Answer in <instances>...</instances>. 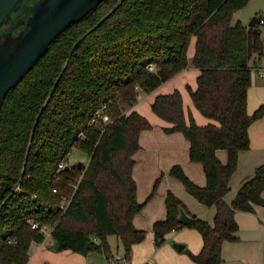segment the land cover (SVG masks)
Returning <instances> with one entry per match:
<instances>
[{"label":"trees","instance_id":"16d2710c","mask_svg":"<svg viewBox=\"0 0 264 264\" xmlns=\"http://www.w3.org/2000/svg\"><path fill=\"white\" fill-rule=\"evenodd\" d=\"M248 0H104L83 20L71 25L39 63L7 96L0 112V264H27L33 243L45 241V226L61 251L112 257L109 236H117L131 256L147 233L134 218L146 202L137 200L133 156L142 131L152 129L138 112L125 113L140 91L151 93L188 68V51L196 38L192 65L200 71L197 89H187L196 109L213 121H189L180 91L159 95L153 112L190 142V159L203 166L207 185L194 183L180 165L170 174L200 203L215 207L214 224L192 214L172 192L167 216L153 226L155 243L184 228L198 231L203 248L190 254L197 264H222L226 241H238V211L264 206V164L245 180L232 203L226 201L239 154L250 149L251 125L264 106L249 114L253 55L264 56L257 26L233 25L232 16ZM104 103L113 120L90 126ZM84 134V137L82 136ZM76 147L88 166H71L56 180L60 162ZM226 150L227 163L217 156ZM54 189L57 191L54 192ZM66 202L62 204L64 200ZM191 220L179 221L180 208ZM32 222L39 225L32 228Z\"/></svg>","mask_w":264,"mask_h":264},{"label":"crops","instance_id":"0c3cea01","mask_svg":"<svg viewBox=\"0 0 264 264\" xmlns=\"http://www.w3.org/2000/svg\"><path fill=\"white\" fill-rule=\"evenodd\" d=\"M195 45L196 38L193 37L188 51L190 64L187 69L151 93L140 91L138 102L132 107L125 108L127 115L138 112L153 126L152 129L142 131L139 139L141 148L133 156L135 160L133 178L137 183V200L140 203L146 202L153 191L156 180L162 178L157 193L146 202L143 210L134 218L136 228L147 233L146 239L133 246L129 258L126 257L124 246L117 236L108 238L112 253L110 259L104 253L99 252H92L85 256L71 250H52L50 248L53 240L52 227L45 226L43 228L45 241L31 245L27 264H122L123 260L125 264H197L191 259L190 254H198L203 248V238L198 231L178 230L168 234L163 245L156 246L155 243L153 226L167 216L168 192L174 193L192 214L211 225L214 224L216 208L200 203L186 190L183 183L170 174L173 166L180 165L198 186L207 185L203 166L190 159V142L180 132L166 133L164 128L171 127V124L156 115L151 107L157 96L171 94L178 90L183 96L188 121L191 113L200 126L213 122L196 109L187 89L188 86H191L193 90L197 89V78L200 75V71L191 63L195 54ZM257 62L259 64L255 69L257 71L264 69L261 63ZM261 92L264 93L262 87ZM250 96L252 98L249 91L247 108L249 114L252 115L250 106L253 109L264 106V97L261 94L256 100L253 98L250 104ZM249 135L251 146L250 149L239 154L238 168L231 178V190L226 196L228 203H232L236 198L243 182L251 178L255 170L264 164V116L251 125ZM217 156L222 163H227L226 150H218ZM235 218L239 224L238 241L224 242L222 264H264V206L255 205L254 212L238 211ZM177 244L185 245L183 251H177Z\"/></svg>","mask_w":264,"mask_h":264},{"label":"water","instance_id":"95a60500","mask_svg":"<svg viewBox=\"0 0 264 264\" xmlns=\"http://www.w3.org/2000/svg\"><path fill=\"white\" fill-rule=\"evenodd\" d=\"M104 0H0V112L9 95L29 74L50 46L67 29L83 20ZM18 16V18H16ZM255 16L249 27L257 26ZM84 164L80 162L79 168ZM71 166L66 167L70 170ZM191 218L180 208L179 221L187 224ZM50 248L61 249L53 238ZM185 248L177 244V251Z\"/></svg>","mask_w":264,"mask_h":264},{"label":"rangeland","instance_id":"374dc122","mask_svg":"<svg viewBox=\"0 0 264 264\" xmlns=\"http://www.w3.org/2000/svg\"><path fill=\"white\" fill-rule=\"evenodd\" d=\"M255 16H257L258 18L264 19V0H248L247 4L243 8L239 9L233 14L231 21L233 25L240 22L244 26H249L252 19ZM258 29L261 31L262 37H264V24L259 23ZM257 61H259L261 65L264 67V56L260 57L258 54L253 55V57L250 60V65L253 66L254 63ZM261 87L264 88V78L259 77L257 69L254 68L253 77H252V85L248 90V92L250 91L252 95V98L250 96V104L252 103L253 98L256 100L259 96H261V94L264 97V93L261 92ZM259 108L255 107L253 109L250 106L251 113H254V111L256 109L258 110ZM109 115H110L111 122H112L113 117L111 113H109ZM64 161L67 162L70 166L78 165L80 162H82L84 166H88L90 160H89V157L84 152L74 147L68 159ZM184 229H190V228H184ZM186 252L188 253L187 250Z\"/></svg>","mask_w":264,"mask_h":264},{"label":"built area","instance_id":"2783aa9c","mask_svg":"<svg viewBox=\"0 0 264 264\" xmlns=\"http://www.w3.org/2000/svg\"><path fill=\"white\" fill-rule=\"evenodd\" d=\"M259 23L264 24V19L259 18ZM258 75H259V77L264 78V69H259ZM109 123H111V118H110V115L108 113V104L104 103L91 116V118L89 120V125L90 126H105ZM82 136L84 137V134ZM68 165L69 164L65 161H62L59 163L57 170H56V180L57 181L61 180V174L64 170H67L66 167ZM56 191L57 190L54 189V192H56ZM65 202H66V200H64L62 204L64 205ZM38 227H39V225L37 223L32 222V228H38ZM120 261H122V260H120ZM121 263L125 264V260H123ZM114 264H119V263H114Z\"/></svg>","mask_w":264,"mask_h":264},{"label":"flooded vegetation","instance_id":"af4514ba","mask_svg":"<svg viewBox=\"0 0 264 264\" xmlns=\"http://www.w3.org/2000/svg\"><path fill=\"white\" fill-rule=\"evenodd\" d=\"M16 18H18V16H17ZM5 27H6V26H4V27L2 28L1 32H3V31H4ZM1 32H0V34H1Z\"/></svg>","mask_w":264,"mask_h":264}]
</instances>
